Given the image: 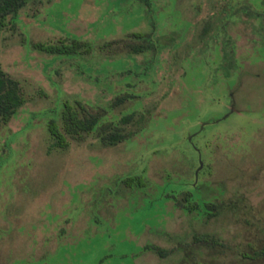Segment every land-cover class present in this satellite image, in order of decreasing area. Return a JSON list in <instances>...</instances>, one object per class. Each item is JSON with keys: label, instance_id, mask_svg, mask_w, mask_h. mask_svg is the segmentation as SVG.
<instances>
[{"label": "rangeland", "instance_id": "obj_1", "mask_svg": "<svg viewBox=\"0 0 264 264\" xmlns=\"http://www.w3.org/2000/svg\"><path fill=\"white\" fill-rule=\"evenodd\" d=\"M255 9L264 3L25 0L6 14L0 66L23 101L0 121V264H264V17ZM72 36L91 49L30 44ZM133 42L147 46L132 51ZM63 99L103 110L99 121L127 136L103 142L97 126L53 144L45 122ZM136 174L141 183L125 181ZM187 180H200L193 195L222 201L220 211L173 207L166 193L191 189ZM203 233L210 245L193 237ZM144 242L169 251L139 250Z\"/></svg>", "mask_w": 264, "mask_h": 264}, {"label": "trees", "instance_id": "obj_2", "mask_svg": "<svg viewBox=\"0 0 264 264\" xmlns=\"http://www.w3.org/2000/svg\"><path fill=\"white\" fill-rule=\"evenodd\" d=\"M264 3V0H261ZM25 2V0H0V24L3 23V17L6 14L14 15L16 10ZM254 15L260 18L261 15L264 17V11L255 9ZM131 35L141 36L146 35L144 32L130 31ZM116 38H111L102 41V45H109L115 41ZM30 44L38 49H42L49 53H72V52H88L91 49V43L87 39L77 38L72 36L69 40H56V41H45V40H33ZM130 50L138 51L147 44L142 42H133L129 44ZM122 95H118L114 98V102L122 99ZM23 101V95L18 85L17 79L7 74L0 66V121L4 122L14 112L16 107ZM78 107L72 105L67 99H63L57 112L54 116H50L46 119L45 126L50 134L53 144L63 147L67 144V136L78 135L83 131H90L98 126V137L101 141L107 143H115L116 141L123 139L127 135L120 129L119 126L112 124V126H105L99 121L101 115L104 113L100 111H90L82 107L79 103ZM131 117L130 112L122 113L119 116L120 122H126ZM145 176L136 174L132 176H126V180L134 179L133 181L141 183ZM200 180L186 181L191 189L175 188L172 193H166L171 198L173 207H178L182 212H191L197 208H204V217L208 218L220 211L223 207L222 201L214 202V197L204 198L199 195H193L194 188L198 185ZM195 194V193H194ZM226 206L233 207V203H227ZM196 217V216H192ZM197 218V217H196ZM201 219V217H198ZM199 219V220H200ZM193 237L198 240L207 241L210 243L214 241L213 237L203 233L201 235L193 234ZM152 250L156 254L162 256L169 251V248H165L161 245L153 242H144L140 245L139 250Z\"/></svg>", "mask_w": 264, "mask_h": 264}, {"label": "water", "instance_id": "obj_3", "mask_svg": "<svg viewBox=\"0 0 264 264\" xmlns=\"http://www.w3.org/2000/svg\"><path fill=\"white\" fill-rule=\"evenodd\" d=\"M201 161L198 160V165H200ZM196 168L194 169V178H195Z\"/></svg>", "mask_w": 264, "mask_h": 264}]
</instances>
